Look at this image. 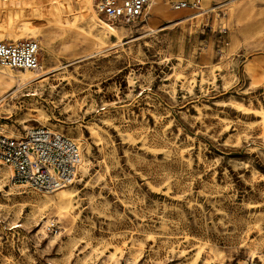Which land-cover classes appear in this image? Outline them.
<instances>
[{
	"label": "rangeland",
	"instance_id": "1",
	"mask_svg": "<svg viewBox=\"0 0 264 264\" xmlns=\"http://www.w3.org/2000/svg\"><path fill=\"white\" fill-rule=\"evenodd\" d=\"M174 1L111 23L0 0V41L38 40L42 65L15 101L0 80V131L82 150L70 202L0 161V264H264V0Z\"/></svg>",
	"mask_w": 264,
	"mask_h": 264
},
{
	"label": "built area",
	"instance_id": "2",
	"mask_svg": "<svg viewBox=\"0 0 264 264\" xmlns=\"http://www.w3.org/2000/svg\"><path fill=\"white\" fill-rule=\"evenodd\" d=\"M91 1L97 14L111 23H130L142 18L150 3V0ZM172 6L199 10L197 4L187 0H176ZM0 66L42 71L39 41L33 38L0 41ZM0 161L11 168L12 182L53 192L75 181L82 163V150L74 139L46 127L28 128L20 137L0 131Z\"/></svg>",
	"mask_w": 264,
	"mask_h": 264
},
{
	"label": "bare ground",
	"instance_id": "3",
	"mask_svg": "<svg viewBox=\"0 0 264 264\" xmlns=\"http://www.w3.org/2000/svg\"><path fill=\"white\" fill-rule=\"evenodd\" d=\"M62 1L64 2L65 0H62ZM155 3H156V0H150L148 10H150ZM244 7L247 8V9L244 8V10H242L244 15L247 14V13H250V11L252 12L253 9H254V6L251 3L248 4L247 6L244 5ZM188 8H191V7H188ZM30 72H34V71L24 70V71H21L20 73L17 74L14 71L9 70V69H8V71H3V70L0 69V80H2L3 83H5L7 85V87H11V85L13 83H15V88L12 89L7 94V95H10L9 98H10L11 101H15V99H19L20 96H22L20 94L22 93L23 89L27 86V84H29L32 80H35L36 78H38L36 76L39 73L36 74L34 72V74H36V76L33 77L34 75L32 73H30ZM5 96L6 95H3L0 98V103L2 102V100L5 99ZM3 175H5V174L3 173ZM70 194H72V191H68V190L63 188V189H61L60 198L70 202L71 201V197H72V195L70 196ZM66 207L68 208L69 206L67 204H63V205L60 206L59 209H60V211H62L63 209H66ZM112 256L114 257L115 253H112Z\"/></svg>",
	"mask_w": 264,
	"mask_h": 264
}]
</instances>
